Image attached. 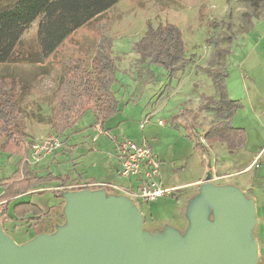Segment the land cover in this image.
Wrapping results in <instances>:
<instances>
[{
  "label": "rangeland",
  "instance_id": "rangeland-1",
  "mask_svg": "<svg viewBox=\"0 0 264 264\" xmlns=\"http://www.w3.org/2000/svg\"><path fill=\"white\" fill-rule=\"evenodd\" d=\"M246 11L248 7L241 0H120L61 44L48 63L52 71L48 78H59L61 64L68 57L83 56L88 60L100 43L104 45L110 41L118 67L119 83L126 84L124 90L127 92L124 99L121 95L117 97L120 100L121 115L108 123L112 127L110 136L115 133L119 139L122 134L124 139L129 140V131L140 135L139 123L149 118L143 116L150 110L163 107L164 110L151 117L145 126L146 132H149L148 127H152V136L158 135L162 186L166 188L170 183L184 184L198 179L204 181L209 175L215 185L241 189L255 203L257 224L253 234L259 247L257 264H264V153L261 152L254 160L264 139V6L255 19L247 18L245 21L243 13ZM166 23L180 30L185 46L184 66L172 75L159 66L141 63L133 49L147 25L156 27ZM37 24L38 21L33 22L24 32L14 57L24 59L36 53ZM216 51L220 52V56L214 55ZM17 65L4 66L7 68L0 66V77H10L7 73H16L12 77L15 81L19 77L29 81L33 76L45 75L43 71H34L33 64ZM210 67L226 71L229 97L240 105L233 114L236 118L231 124L244 129L247 140L244 146L233 153H229L221 144L210 146L211 153L207 155H203L207 152L204 148L197 147L198 140L200 142V138H203L199 135H203L210 126L206 121L201 122V125L195 121L196 116L204 113L199 111V106L207 97L216 99L213 83L203 71ZM28 92L25 89L27 95ZM131 93L133 97L129 96ZM41 104H48V99ZM22 107L27 113L29 138L39 136V127L44 128V125H37V114L34 111L29 112L26 106ZM46 109L45 106L39 114L43 119L50 113V108ZM93 113V109L88 110L66 132L63 138L71 145V151L61 156L63 160L56 164L54 174L46 172L42 176L51 174L67 178V174H80L83 179H92L88 175L92 167L107 163L101 157V152L95 151L88 155L92 153L91 141L94 139L90 131L96 119ZM114 121L121 122L120 130L117 125H112ZM158 121L162 125H158ZM213 121L216 123L218 119L214 118ZM52 133L51 130L45 131L47 136ZM100 139L109 138L105 135ZM10 148L14 149L0 137V180L20 170V162L26 164L29 158V155L22 157L12 154ZM41 162L35 166L27 165L38 173ZM55 186L56 183H46L33 194L16 198L12 205L31 202L43 212L59 205L58 211L63 210L65 202L61 194L60 198H56ZM196 191L194 186H185L172 190L169 193L171 195L154 202L134 201L145 219L144 227L150 230L170 228L184 233L188 225L184 201L187 197H194ZM60 215L57 221L62 225L64 218ZM50 218L49 215L45 219L49 222ZM33 225L31 220L12 219L5 222V232L16 244L22 245L34 237V231L39 225Z\"/></svg>",
  "mask_w": 264,
  "mask_h": 264
},
{
  "label": "trees",
  "instance_id": "trees-1",
  "mask_svg": "<svg viewBox=\"0 0 264 264\" xmlns=\"http://www.w3.org/2000/svg\"><path fill=\"white\" fill-rule=\"evenodd\" d=\"M120 0H0V65L2 64H38L49 60L57 53L61 44L79 28L98 19ZM248 11L243 19L258 18L264 6V0H241ZM38 21L36 31L37 51L24 59L14 57L21 37L30 25ZM250 20H247L249 22ZM245 26V22L244 25ZM134 51L141 63L156 65L167 74L172 75L185 63V46L180 30L172 24L147 25L141 39L135 44ZM111 43L100 45L86 60L83 56L68 57L61 64V70L55 90L48 98L50 113L43 119L36 113L39 124L50 127L52 134L61 138L72 129L77 121L90 109L96 118L106 121L119 112V101L112 86L116 83L117 63L112 54ZM216 57L220 52L216 51ZM211 79L215 90V100L206 98L199 106V111H213L218 122L207 128L202 137L210 147L224 145L229 153L245 145V130L233 127L231 118L239 108V103L231 100L227 91V73L223 68H206L203 70ZM26 86L19 80L2 75L0 77V137L9 144L12 154L27 157L33 138L27 133V113L22 107L26 100ZM197 147H202L198 140ZM20 170L10 177L0 180V218L3 230L5 222L14 220H31L38 226L34 237L55 232L59 223L57 216L60 207H51L43 212L31 202H12L31 191L41 189L46 183H56L54 192L60 198L67 178L46 174L39 176L29 166L20 162ZM51 216L49 222L46 217ZM43 219H45L43 221ZM34 221V222H33Z\"/></svg>",
  "mask_w": 264,
  "mask_h": 264
},
{
  "label": "water",
  "instance_id": "water-1",
  "mask_svg": "<svg viewBox=\"0 0 264 264\" xmlns=\"http://www.w3.org/2000/svg\"><path fill=\"white\" fill-rule=\"evenodd\" d=\"M209 175L185 203L188 225L146 229L134 200L105 189L63 191L64 223L22 245L3 230L0 264H257L251 197Z\"/></svg>",
  "mask_w": 264,
  "mask_h": 264
},
{
  "label": "crops",
  "instance_id": "crops-1",
  "mask_svg": "<svg viewBox=\"0 0 264 264\" xmlns=\"http://www.w3.org/2000/svg\"><path fill=\"white\" fill-rule=\"evenodd\" d=\"M49 61H50V59L46 60L42 63H38L36 65L33 64L34 71H36V70H40L41 72L43 71L45 73V75L42 74L43 76L42 75L33 76V78H31L29 81L23 80L22 78H20L18 76L19 77L18 80L21 81L26 86V90L29 91L28 95L25 93L26 100L22 103L23 106L27 107L29 112L34 111L35 113H42L41 109L44 108L45 106L47 109L50 108L48 106V104H41L43 101H46L49 98V96L53 93V91L56 88L57 82H58V79L54 80L52 78L51 79L48 78V75H51L50 73L52 72L50 70L51 65L48 64ZM0 66H3V67L4 66H7V67L16 66L17 67L19 65H17V64H14V65L2 64ZM7 67H4V68H7ZM7 75L10 77H14V75H17V74L14 73L13 75H10L9 73H7ZM116 79H117L116 83L112 86V92H114L116 99L119 101V112H118V114L114 118L106 121L105 123H103L101 121V118H96L95 123L92 124V126H90V131L93 134V136L95 135L94 134V126H100L103 129V131L106 132V136L108 135L109 139H100V137H103V136H100L95 140L93 139V141H91L93 146L91 147V150H90V151H92V153H89L88 155L93 154V152H95V151L101 152L103 154L101 157L105 158L107 163L105 165L96 164L92 167V170L88 174L89 177H93L92 179L91 178H84L83 179L80 174H78V175L74 174L73 176H70L69 174H67V179H68L69 185L77 184V183H102L103 182V183H111V184H114V185H117V186H120L123 188H133L134 189L135 187L138 186L136 179L125 180V179H121L119 177L118 172L120 169V164H119V160H118L116 153H115V144L117 141L124 139V137L121 134V137L119 139H117L118 137L115 135V133L112 136H110L111 134H109V131H111L112 127H110L111 125H108V123L112 122L113 120H116L115 118H117L119 115H121L120 114V109H121L120 100L117 97H119L121 95L122 99H124L125 94L127 93L124 90L126 84H120L119 83L118 70H117V74H116ZM115 86H117V88H115ZM129 96L133 97L132 93L129 94ZM163 110H164L163 107L158 108V109H154V110H150L143 117L148 116L149 118L147 120V123H149L151 117L159 114L160 111H163ZM203 112L204 113L201 116L195 117V121L198 123V125H201L200 123L203 121L208 122L209 125L213 124V122H214L213 120H214V118H216L214 112L213 111H203ZM235 118H236V116H232L231 123H232V120L233 121L235 120ZM145 119H147V118H145ZM143 121L139 123V127L141 130L140 135H137L136 133L129 131V134H128V137L130 138L129 140H131L132 142H134L136 144L146 143L147 145L150 146V148L152 149V152L154 153V155L158 159V151H159V149L157 147L158 135L152 136V134H151L152 131L150 130L152 127H148L147 130H149V132H146L145 126L147 125V123L143 125L142 124ZM37 125L43 126V124H39V123H37ZM112 125H117V127H118L117 129L120 130L121 122L114 121V123H112ZM43 127L44 128L39 127V133H38L39 136L34 135L32 137L33 140L38 139V138H44L47 136V134L45 135V131L50 132L51 129L47 125H44ZM41 130H43V131H41ZM65 135H66V133L64 134V136ZM64 136H62V139L64 140V149L58 151L54 155L46 157L41 162V164L39 165L38 173H37L39 176L44 175V173H46V172H52L54 174L53 170L55 169L56 164L58 163L59 160H61V161L63 160L61 158V156H63V154L65 152L71 151V148H70L71 145H69L68 141L63 138ZM199 136H202V135H199ZM261 152L264 153V139L262 141L261 150L259 152L255 153L254 160L257 158V156H259V154ZM209 153H211V147H210V151L208 152V154ZM203 155H204V153H203ZM26 165H27V162H26ZM165 180L167 181V179H165ZM213 181H215V180H213ZM202 182L203 181L201 179H198L194 182L184 183V184L170 183L169 186L166 187V189L175 190V189H179V188L185 187V186H192V187L194 186L198 190V188ZM35 192L36 191H34V192L31 191V192H28L26 194H33ZM114 194H117V193H114ZM22 196H20V197H22ZM20 197H18V198H20ZM188 199H189V197H187L185 199L184 203H186V201ZM168 204H170V203H168Z\"/></svg>",
  "mask_w": 264,
  "mask_h": 264
},
{
  "label": "built area",
  "instance_id": "built-area-1",
  "mask_svg": "<svg viewBox=\"0 0 264 264\" xmlns=\"http://www.w3.org/2000/svg\"><path fill=\"white\" fill-rule=\"evenodd\" d=\"M147 119L143 121V125ZM159 125L162 123L159 121ZM94 140L106 135L100 126H94ZM200 143L208 154L210 147L200 138ZM63 144L59 137L49 135L44 138L34 139L27 163L38 165L46 157L54 155L62 150ZM115 153L119 160L120 169L118 175L121 179H136L138 186L133 188H123L111 183H77L68 185L64 191H78L82 189H105L120 195H125L134 201L142 200L146 203L154 202L168 195L172 190L166 189L160 182V162L146 144H136L128 139H122L115 144ZM171 195V194H169ZM168 195V196H169Z\"/></svg>",
  "mask_w": 264,
  "mask_h": 264
}]
</instances>
